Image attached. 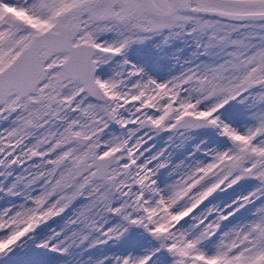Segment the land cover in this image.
Masks as SVG:
<instances>
[{
  "label": "snow or ice",
  "instance_id": "snow-or-ice-1",
  "mask_svg": "<svg viewBox=\"0 0 264 264\" xmlns=\"http://www.w3.org/2000/svg\"><path fill=\"white\" fill-rule=\"evenodd\" d=\"M0 264H264V0H0Z\"/></svg>",
  "mask_w": 264,
  "mask_h": 264
}]
</instances>
